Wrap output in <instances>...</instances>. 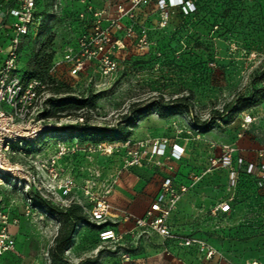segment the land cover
Here are the masks:
<instances>
[{"label":"rangeland","instance_id":"obj_1","mask_svg":"<svg viewBox=\"0 0 264 264\" xmlns=\"http://www.w3.org/2000/svg\"><path fill=\"white\" fill-rule=\"evenodd\" d=\"M101 1L36 0L38 23L20 39L19 74L24 83L36 79L42 86L18 122L26 139L14 144L9 157L18 171L4 175L0 185V209L15 242L0 264H94L103 254L144 246L145 238L164 253L186 250L180 240L163 241L154 233H132L137 244H104L99 238L102 228L116 225L118 213H127L109 201L119 180L132 172L126 142L162 138H168L169 149L186 147L184 171L194 170L191 177L199 178L190 177L191 188L170 219L173 233L216 252L207 259L197 247L187 249L197 260L264 264V186L237 163L242 158L256 165L264 150V12L258 0H185L196 10L185 15L181 7L172 9L164 28L153 0L139 10L136 27L137 34L147 29L152 47L130 40L124 19L115 32L124 48L116 51L114 73L88 61L77 72L65 62V52L76 50L90 32V9L102 10L94 5ZM118 1L109 2L110 17H118ZM18 5L19 0H0V68ZM212 159L221 160L220 166L212 168ZM158 161L163 162L151 160ZM163 164L155 167L163 171ZM68 181L74 185L64 195ZM93 199L108 201L118 220L93 223ZM224 203L231 205L229 213L217 210ZM71 230L70 242L57 245Z\"/></svg>","mask_w":264,"mask_h":264},{"label":"built area","instance_id":"obj_2","mask_svg":"<svg viewBox=\"0 0 264 264\" xmlns=\"http://www.w3.org/2000/svg\"><path fill=\"white\" fill-rule=\"evenodd\" d=\"M153 0H125L115 7V14L118 17H110V9L105 8L100 11L90 9V15H93L90 32L84 34L77 44L76 50L72 49L65 52L64 60L71 64L75 71L81 72L85 63L93 62L100 66L102 71L110 75L116 70L114 60L116 51L124 48L122 40L115 37L116 30H122L121 21L127 19L129 26H125V31L130 40L137 39L141 48L152 47L149 42L148 31L146 28L137 34L136 27L138 25L139 10L151 4ZM158 11L162 28L165 27L171 15V10L182 8L185 15L196 10L195 5L191 1L185 0H158ZM36 0H19V5L14 12V22L12 24L14 37L11 41L7 57L3 60L0 68V185L4 175H15L18 167L10 162V156L13 153L15 145L21 143V139L26 136L21 135L18 131V122L22 120L30 108L34 106L41 90V82L34 79L28 83H24L18 67L20 39L27 36L31 29L37 25L38 17L35 14ZM1 13V10H0ZM28 138V137H27ZM168 138H162L153 142L132 143L126 142L128 151L127 167H138L144 165L148 160V152L150 159L164 158L167 156L169 149ZM149 150V151H148ZM148 151V152H147ZM184 150L178 145H173L171 156L168 159L180 161L183 157ZM148 157V158H147ZM260 162L258 164L245 163L244 159L239 158L238 164L246 168V173L254 176L259 182V186H264V150L259 152ZM149 159V162L151 160ZM221 160L212 159L211 167L220 166ZM224 165H231L232 156L228 153L225 156ZM163 162L155 163L156 167H162ZM232 185L237 183V172L232 170ZM192 181L199 180L198 176L191 177ZM73 182L68 181L64 186V195H68L73 187ZM189 185H177L172 177H166L161 185V190L157 198L152 202L150 209L144 217L138 218L129 213H124L125 220H133L135 229L142 234L154 233L163 241L180 240V245L184 248L191 249L197 247L198 250L205 255L207 259H212L216 252L206 243L196 238L181 239L173 233L170 219L184 196L190 190ZM94 206L90 212V219L93 223L102 225L108 220H118V215L112 213L113 208L105 199H93ZM221 213H229L231 205L224 203L217 209ZM9 217L0 209V259L9 251H12L15 242L8 235ZM126 234H119L113 228L103 230L99 233L102 243H120L125 239ZM128 259L127 256L123 257Z\"/></svg>","mask_w":264,"mask_h":264},{"label":"crops","instance_id":"obj_3","mask_svg":"<svg viewBox=\"0 0 264 264\" xmlns=\"http://www.w3.org/2000/svg\"><path fill=\"white\" fill-rule=\"evenodd\" d=\"M112 1L113 0H102L101 3L96 2L94 5L98 9H103V6L107 7L109 2ZM118 2H122V0ZM258 2L264 12V0H258ZM180 145L186 151V147L183 144ZM246 147V143L243 142L242 148ZM171 151L172 149H169L167 155L170 156ZM244 154L246 156L249 155L247 152ZM184 156L185 157H183L180 161H176L174 159L165 160L164 158H156V160H162L165 162L163 171L159 170L160 168L157 169L155 167V163L149 162V160H147V162L140 167L131 168L132 172L130 173V171H127V173L123 175V179L119 180L112 196L109 198L113 208L121 209L138 218L144 217L150 209L152 202L159 195L162 185L161 183L166 177H172L177 185L188 184L194 170L191 169V174H186L184 171L187 166L186 152ZM118 214L121 218L117 223H115L116 225L113 227H107L104 230L113 228L119 234H126L122 243L130 240L132 243L137 244V242L134 241L136 239L135 235H133L137 231L135 229V223L133 221L124 220V214ZM170 224L172 228V223L170 222ZM101 231L103 230H100V232ZM133 237L135 238L134 240ZM144 240V246L140 248L132 247L133 249L131 250L121 249L113 255L103 254L94 264H216L215 261L210 262L205 259L197 260L198 256L196 253L187 249L174 251L172 253H164L163 251L155 248L154 245L146 242V238ZM135 247L137 246L135 245ZM124 256H127L129 259H124Z\"/></svg>","mask_w":264,"mask_h":264},{"label":"trees","instance_id":"obj_4","mask_svg":"<svg viewBox=\"0 0 264 264\" xmlns=\"http://www.w3.org/2000/svg\"><path fill=\"white\" fill-rule=\"evenodd\" d=\"M260 93H262V91H259V92L257 93V95L255 96V101H254V102H258V100L260 99V96H259ZM185 101H187V100H185V99H180V100L177 101V102L184 103ZM185 106H186V105H185ZM185 108H188V106H186ZM140 116H141V117H144L145 114H144V113H141ZM245 176L248 177V176H250V175H245ZM79 220H80V219H79ZM105 228H106V227H105ZM105 228H102V230H104ZM72 230H73V229H72ZM72 230H71V232H70V233H69L64 239H62V241H61L60 238H58L57 241H56L57 245L62 244V246H64L66 243H69V242H70V238H71Z\"/></svg>","mask_w":264,"mask_h":264}]
</instances>
